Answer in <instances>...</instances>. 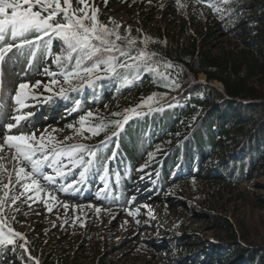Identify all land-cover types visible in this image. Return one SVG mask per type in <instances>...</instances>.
<instances>
[{
  "label": "trees",
  "instance_id": "obj_1",
  "mask_svg": "<svg viewBox=\"0 0 264 264\" xmlns=\"http://www.w3.org/2000/svg\"><path fill=\"white\" fill-rule=\"evenodd\" d=\"M211 2L223 11L217 13L208 7L209 0H180L179 5L176 0L177 10L185 17L178 23V29L161 26L152 32L131 34L138 42L129 49L131 56L137 55L140 49L156 53L153 57L156 62L174 65L168 70L170 79L143 69L137 73L134 69L118 67L116 75L101 71L102 79L94 80L91 87L68 96L63 102L69 105L70 111L75 109L76 129L80 127V116L88 111L95 114L92 123L108 124L106 130L95 136L88 132L81 135L73 130V139L93 144L116 131L111 121L123 117L113 113L136 108L142 100L157 94L150 103L151 110L148 106L137 108L142 114L133 116L125 124L120 137L98 149L99 157L93 168L109 158L108 154L116 146V159L121 169L131 171L140 180L147 179L157 193L182 180H194L198 184L216 180L222 187L232 190L255 177V169L264 170V0ZM190 18L198 27L187 24ZM99 19L109 23L100 14ZM109 27L113 25L109 23ZM182 28L187 29V42L179 36ZM220 35L231 39L233 47L214 51L213 45ZM145 36L151 37L147 45L142 42ZM117 44L127 48L126 41H117ZM63 50V42L55 38L50 69L57 73L60 69L54 59ZM125 59L120 57V62ZM87 63L90 66V62ZM202 74L206 76V83L198 80ZM46 79L51 81L52 78L46 75ZM57 79L62 80V77L58 75ZM58 87L54 86L56 90ZM166 107L170 114L159 116V109ZM140 135L143 141L136 145L134 140ZM81 155L76 153V158ZM262 200L264 202V197ZM190 209L226 237L217 236L206 244L195 232L170 231L176 236L167 239L154 236L151 241L156 242V246L174 253L167 257L169 264H264V245H248L231 219L198 202L191 204ZM185 237H189L183 245L187 247H182ZM95 244L99 243H90L88 263L79 262L81 258L77 257L71 263L56 258L57 264L114 263V259L104 257L105 254L97 256L92 250ZM29 245L35 251L38 248L32 243ZM179 247L180 256L177 255ZM9 263L35 264L18 246L15 250L0 252V264ZM43 264L49 263L43 261Z\"/></svg>",
  "mask_w": 264,
  "mask_h": 264
},
{
  "label": "rangeland",
  "instance_id": "obj_2",
  "mask_svg": "<svg viewBox=\"0 0 264 264\" xmlns=\"http://www.w3.org/2000/svg\"><path fill=\"white\" fill-rule=\"evenodd\" d=\"M73 3L76 6L75 0ZM94 4L99 8V14L105 22L111 19L121 25L118 31L123 34H129L127 32L129 28L131 34L152 32L161 26L178 29L180 27L178 23L185 18L177 10L176 0H107L106 4L104 0H94ZM188 21L187 24L194 28L198 27L193 18ZM179 36L184 41H189L187 29L179 30ZM230 42L234 43L227 36L220 35L213 49L218 51L222 47H233ZM0 47H3L1 41ZM30 52L31 48L22 53L15 52L13 49L7 54L1 66L3 71L0 78L1 89L4 87L3 90L6 92L3 93L1 90L0 129H4L2 122L13 123L11 117L18 114L15 111L17 105L13 96L20 82L35 83L39 80L46 84L43 72L45 66L42 62L37 59L32 67H28L27 60ZM198 80L205 81V75H200ZM216 86L222 87L219 83ZM35 91L45 93L43 85ZM28 103L31 109L29 107L23 112H31L32 115L26 120L27 122L24 121V126L21 125L22 131L35 132L37 135L48 133L54 135L57 140L64 141L61 146L68 145V140L64 138L70 135L68 125L73 117L65 115V109L58 108L59 106L35 105L30 101ZM160 115L167 117L169 109L161 111ZM142 140L143 137L140 136L134 142L138 143ZM3 143L4 140H1L0 144ZM13 154L14 152L7 148L0 152L2 157L0 159V166H2L0 167V196L4 191L3 183H8L9 176L13 180L10 188L16 185V191L11 195L23 191L19 184L14 183L18 161L12 159ZM43 171L51 174V169L47 167ZM253 175L255 177L232 190L222 187L216 180H206L200 184L194 180H182L169 186L163 193L154 195L155 192L152 191L146 197L143 196L145 193L143 190L148 184L138 182L133 175L128 185L125 183L116 189L108 188L107 193L104 194L95 192L83 195H77V190L74 188L69 189L68 192L58 191L62 186L67 187L72 184L75 177L69 178L62 184L59 181L60 177H57V183L48 187L60 202L69 205L68 209L56 204L53 211L48 212L43 203L28 200L27 204L17 201L19 212L14 211L17 205L6 203L7 210L4 213L7 214L9 211V224L15 227L16 231L24 233L28 243L38 247L34 253L29 248L27 253L41 262L57 264L56 258H62L63 261L71 263L80 257L79 262L88 263L91 259L88 256L90 243L97 242L99 244H95L92 250L97 256L105 254L104 257L114 259V263L111 264H169L167 257H172L174 253L167 249H159L155 245L156 242L151 241L153 236L167 239L175 237L168 232L171 230L178 233L195 232L200 234V240L206 244L208 240L216 239L217 236L226 237L225 233L216 232L210 222H203L197 214L192 213L190 206L196 202L203 207L215 209L231 219L243 241L248 245H264V202L262 200L264 170L257 168L253 171ZM21 199L23 200L24 197ZM96 207L101 209L99 213L95 211ZM137 208L140 210L139 215L134 217L128 215L129 210L135 211ZM12 216H15V220L11 219ZM137 220L139 223L136 222ZM188 239L189 237H185L182 240V247H187L183 245L188 242ZM180 249L181 247L177 251L179 256Z\"/></svg>",
  "mask_w": 264,
  "mask_h": 264
},
{
  "label": "snow or ice",
  "instance_id": "obj_3",
  "mask_svg": "<svg viewBox=\"0 0 264 264\" xmlns=\"http://www.w3.org/2000/svg\"><path fill=\"white\" fill-rule=\"evenodd\" d=\"M75 3L76 6L73 0H0V41H5L9 34L13 41L20 39L19 44L5 43L3 47H0V65L13 48L23 49L26 46H35L38 51L37 42L43 41L44 37H49V44L46 46L48 55H52L50 41L53 36L61 40L64 46L63 53L56 55L54 59L56 66L60 69L59 73L47 67L43 70L44 74L52 78L50 83L44 84L38 80L35 83L24 81L17 85L13 99L17 105L15 111L18 114L11 117L13 123L6 124V133H0V138L4 140V143L0 144V152H3L5 148L14 152L12 159L18 161L14 183L19 184L23 189L10 196V185L13 183L11 176H9L8 183H3L4 191L0 196V249L12 246V250H15L18 246L28 252L26 247L28 241L25 234L16 231L8 223V218L4 216L6 203L17 205V201H20L27 204L28 200H34L43 203L48 212H52L56 204L68 209L69 205L60 202L48 185H55L57 177L65 176L66 170H69V164L75 167L84 163L82 156L76 158V153L85 150V145L61 146L64 141H59L54 135L48 133L37 135L35 132L21 130L13 134L12 130L18 129L21 122L26 121L32 115L31 112L24 113L23 110L31 107L29 100L39 98L35 89L43 85L45 91L52 93L54 86H59L55 94L66 97L69 92L80 91L85 86L91 87L94 80L102 79L99 74L101 71L116 75L118 67L134 69L137 73L143 69L154 72L162 78H171L168 70L174 65L171 62H164L162 65L156 62L153 59L156 53L140 49L137 55L131 56L129 49L136 46L138 42L131 36L130 28L127 29L129 34L122 36L118 31L121 25L116 21L110 19L109 23L113 27H109V23H104L99 19V8L95 6L94 0H75ZM104 3L106 4L107 0H104ZM223 3L229 4L231 0H223ZM177 4H180V0H177ZM180 6L183 7V5ZM208 7L213 8L217 13L223 11L211 0H209ZM30 36L34 38H29ZM150 40L151 37L145 36L142 42L147 45ZM117 41H126L127 48L117 44ZM30 55L35 57V52H31ZM120 57L127 59L120 62ZM128 60L132 63H128ZM87 62H90V66ZM58 75L62 77V80L57 79ZM172 83L175 84V81ZM156 95L153 93L148 96L136 108L125 109L124 113H113L123 118L111 121V123L122 130L133 116L142 114L137 111V108L148 106L151 110L150 103ZM51 98L49 96L47 99ZM94 119L95 114L88 111L80 116L79 129H76L73 124H69L68 128L81 135L85 132L93 136L99 135L100 132L106 130L108 124L104 122L94 124L92 123ZM117 135H119L118 131L112 132V136ZM64 139L71 140L73 137L68 136ZM90 155L94 157L95 153H90ZM65 158L68 160L67 164L64 162ZM45 167L51 169V174L43 171ZM80 175L83 177L84 172ZM42 181L45 183L42 184ZM73 187L69 184L67 187L62 186L58 191L68 192ZM30 193L34 195H29ZM22 197H24L23 200ZM14 211H20L18 205ZM95 211L99 213L101 209L96 207ZM139 211V208L135 211L129 210L128 215L137 216ZM11 219L15 220V216ZM136 222L139 223L138 220ZM17 238L23 243L17 245ZM30 258L35 261V264H41L39 259Z\"/></svg>",
  "mask_w": 264,
  "mask_h": 264
},
{
  "label": "bare ground",
  "instance_id": "obj_4",
  "mask_svg": "<svg viewBox=\"0 0 264 264\" xmlns=\"http://www.w3.org/2000/svg\"><path fill=\"white\" fill-rule=\"evenodd\" d=\"M66 107V106H65ZM6 119V118H5ZM2 123H5V122H2ZM21 128V126L18 128V129H20ZM0 133H6V131L4 130V129H0ZM1 140H3L2 138H0V141Z\"/></svg>",
  "mask_w": 264,
  "mask_h": 264
}]
</instances>
